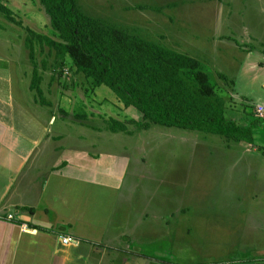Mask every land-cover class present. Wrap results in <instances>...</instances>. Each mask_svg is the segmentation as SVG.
<instances>
[{
  "label": "rangeland",
  "instance_id": "374dc122",
  "mask_svg": "<svg viewBox=\"0 0 264 264\" xmlns=\"http://www.w3.org/2000/svg\"><path fill=\"white\" fill-rule=\"evenodd\" d=\"M78 2L93 16L199 59L225 100L227 117L242 125L259 124L255 143L157 124L148 129L130 125L132 134L113 133L105 118L140 119L141 114L125 108L107 86L94 89L69 67H58L61 72L56 70L52 80L57 65L47 46L36 49L38 64H48L42 89L49 103H42L30 89L33 68L24 40V27L52 35L38 0H0L22 22L14 25L0 13V87L11 88L15 98L30 106L29 112L45 117L50 112L56 119L51 130L66 134L68 146L95 144L129 156L122 198L165 212L156 221L160 228L145 224L158 242L172 238V251L165 249L163 256L183 262L264 255V111L258 113V105L264 106V0Z\"/></svg>",
  "mask_w": 264,
  "mask_h": 264
},
{
  "label": "crops",
  "instance_id": "0c3cea01",
  "mask_svg": "<svg viewBox=\"0 0 264 264\" xmlns=\"http://www.w3.org/2000/svg\"><path fill=\"white\" fill-rule=\"evenodd\" d=\"M7 88L0 87V264H264L258 257L163 256L172 238L158 242L145 224L160 228L165 212L122 198L129 156L95 144L68 146L66 134L51 130L50 112H29Z\"/></svg>",
  "mask_w": 264,
  "mask_h": 264
},
{
  "label": "trees",
  "instance_id": "16d2710c",
  "mask_svg": "<svg viewBox=\"0 0 264 264\" xmlns=\"http://www.w3.org/2000/svg\"><path fill=\"white\" fill-rule=\"evenodd\" d=\"M38 1L49 16L52 35L24 27V40L33 68L30 89L42 103H49L42 89L48 64L46 60L38 64L36 49L47 46L57 65L52 80L56 70L69 67L94 89L107 86L125 108L134 107L141 114L140 119L105 118V127L113 133L132 134L130 125L148 129L157 124L255 143L254 129L259 124L242 125L227 117L225 100L199 59L93 16L78 0ZM0 13L8 22L22 26L13 10L2 3ZM220 77L226 79L222 73ZM257 257L264 260L263 254Z\"/></svg>",
  "mask_w": 264,
  "mask_h": 264
},
{
  "label": "built area",
  "instance_id": "2783aa9c",
  "mask_svg": "<svg viewBox=\"0 0 264 264\" xmlns=\"http://www.w3.org/2000/svg\"><path fill=\"white\" fill-rule=\"evenodd\" d=\"M263 111H264V106H262V105H258V113H259L260 115H262ZM13 218H15L13 214H8V215L6 216V219H7V220H12ZM62 241H63L64 243H69V242L71 241V238H70V237H66V236H64V237L62 238Z\"/></svg>",
  "mask_w": 264,
  "mask_h": 264
}]
</instances>
